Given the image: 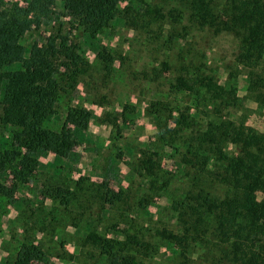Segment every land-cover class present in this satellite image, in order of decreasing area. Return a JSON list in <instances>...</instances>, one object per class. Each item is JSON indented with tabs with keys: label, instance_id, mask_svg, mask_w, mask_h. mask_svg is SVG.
Instances as JSON below:
<instances>
[{
	"label": "trees",
	"instance_id": "obj_1",
	"mask_svg": "<svg viewBox=\"0 0 264 264\" xmlns=\"http://www.w3.org/2000/svg\"><path fill=\"white\" fill-rule=\"evenodd\" d=\"M58 1L60 17L92 39L118 18L123 0H27L22 5L0 0V127L8 133L0 150V173L10 171L14 180L12 187L0 182V196L6 198L13 196L17 184L35 175L39 152L67 158L93 118L102 124L111 117L105 113L96 118L83 107H71L60 130L46 127L57 114L60 98L73 94L90 68L80 45L62 27L48 30L42 42L29 47L22 43L27 33L46 27ZM176 2L182 7L179 13L145 11L148 21L140 10L125 6L122 17L139 27L166 16L179 21L185 16L196 29L233 34L238 40L235 62L248 70V82L258 90L256 100L264 105V0ZM97 59L108 70L114 61L105 47ZM191 66L183 67L173 88L202 98L207 119L199 121L182 111L173 121L186 131L181 135L182 151L175 150L185 188L167 208L174 229L155 228L147 235L126 234L122 239L88 233L83 243L98 249L107 264H264V132L226 115L239 105L237 87L221 86L199 66ZM164 129L172 140L180 131L168 125ZM142 164L149 176L154 175V161L146 158ZM96 190L104 204L124 203L122 191L106 183ZM40 256L36 246L22 245L13 264H30ZM160 257L165 262L158 261Z\"/></svg>",
	"mask_w": 264,
	"mask_h": 264
},
{
	"label": "rangeland",
	"instance_id": "obj_2",
	"mask_svg": "<svg viewBox=\"0 0 264 264\" xmlns=\"http://www.w3.org/2000/svg\"><path fill=\"white\" fill-rule=\"evenodd\" d=\"M4 1L22 5L27 0ZM125 6L140 10L148 21L145 11L167 15L182 10L176 0H123L118 18L91 39L60 17L63 9L58 1L46 27L22 39L29 47L42 42L48 30L62 27L90 64L74 93L60 98L57 114L46 123L48 129L60 130L71 107H83L96 118L105 113L111 117L102 124L93 118L67 158L39 152L38 168L29 182L17 184L11 198L0 196V264H13L22 245L36 246L41 252L40 259L30 264H107L98 249L83 243L88 233L122 239L126 234L147 235L155 228L174 229L167 208L185 188L183 165L175 150L182 151L181 135L186 131L173 121L182 111L205 119L202 98L173 88L183 67L197 65L221 86L237 87L239 105L226 115L264 132V105L256 100L258 90L248 82V70L235 62L238 40L233 34L196 29L185 16L181 21L166 16L132 27L122 17ZM103 47L114 59L110 70L97 59ZM165 125L180 130L175 141ZM7 137V130L0 127V150ZM146 158L154 161L152 176L142 164ZM0 182L12 187L10 171L0 173ZM102 183L122 191L124 203H102L96 196ZM144 198L148 202L142 203Z\"/></svg>",
	"mask_w": 264,
	"mask_h": 264
}]
</instances>
